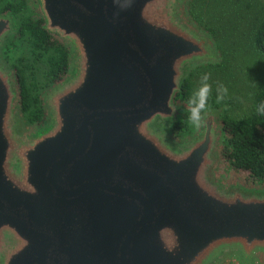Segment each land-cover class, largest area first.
Masks as SVG:
<instances>
[{
    "label": "water",
    "instance_id": "95a60500",
    "mask_svg": "<svg viewBox=\"0 0 264 264\" xmlns=\"http://www.w3.org/2000/svg\"><path fill=\"white\" fill-rule=\"evenodd\" d=\"M187 1L35 0L69 69L28 130L0 14V264H264V186L222 180L218 114L166 132L188 72L218 61Z\"/></svg>",
    "mask_w": 264,
    "mask_h": 264
},
{
    "label": "rangeland",
    "instance_id": "374dc122",
    "mask_svg": "<svg viewBox=\"0 0 264 264\" xmlns=\"http://www.w3.org/2000/svg\"><path fill=\"white\" fill-rule=\"evenodd\" d=\"M208 1L210 0H188L184 8L185 16L190 24L210 37L218 57L217 62L193 67L188 72L186 79L189 78L192 92L191 99H195L193 93L199 87L201 75L208 73L210 74L209 83L213 87V92L209 98V107L202 116L208 112H215L218 114L219 121L223 116L240 120L250 115L255 94L264 89V54L255 51L251 42L252 32L256 24L255 19L260 13L258 4L264 9V3L261 0H230L226 7L220 8L217 3L209 7ZM8 4L18 5L20 7L19 15H12L9 10H5ZM215 7L214 13L212 9ZM37 10L38 7L35 0H0V14L10 13L13 16L16 33L17 23L20 18L23 16L27 19L33 18ZM7 40L2 48L3 59L4 46ZM16 58L21 59L26 81L35 83L41 96L47 90V87L42 88L47 71L46 58L35 61L30 53L29 46L20 42H18V46L11 54L10 63H7L5 59L4 61L8 67L12 68L11 64L13 63L11 62H14L13 60ZM14 64H17V62ZM197 69L198 71H195ZM217 83H222L229 89L228 97L221 103L216 102L215 88ZM188 101L182 96L176 98L175 104L178 108L176 118L178 115L182 116L188 113ZM22 122L26 130L34 126L33 124H28L23 115ZM171 128L172 125L166 130L167 134L180 144L185 143L198 131V128L192 126L188 116L186 125L178 136L170 132ZM220 159V175L225 183L257 188V186L244 184V173L236 174L231 170L225 171L221 156ZM219 264L244 263L237 257L231 256L223 259ZM250 264L263 263L254 261Z\"/></svg>",
    "mask_w": 264,
    "mask_h": 264
},
{
    "label": "trees",
    "instance_id": "16d2710c",
    "mask_svg": "<svg viewBox=\"0 0 264 264\" xmlns=\"http://www.w3.org/2000/svg\"><path fill=\"white\" fill-rule=\"evenodd\" d=\"M229 1L210 0L208 6L217 3L220 8H224ZM258 6L260 13L255 19L256 24L252 32L251 42L255 51L264 54V9L260 4ZM215 9L216 7L212 9L214 13ZM5 10H9L12 15H19L20 7L16 4H8ZM43 24L38 10L33 18L27 19L24 16L20 18L17 23V33L7 40L3 55L5 61L10 63L11 54L18 46V42L26 43L35 61L46 58L47 71L44 85L41 87L48 88L59 83L67 75L69 55L68 50L43 29ZM13 61L11 66L16 73L19 106L23 118L28 124L40 126L45 121V112L38 93L39 88L35 83L26 81L21 59L16 58ZM15 62L17 64H14ZM179 96L185 97L187 100L192 97L189 78L184 80L181 92L176 98ZM262 101H264V89L255 94L250 115L240 120L223 116L220 120L223 126L220 156L224 170H231L236 174L244 173V184L257 187L264 186V116L255 113V106ZM187 116V113L177 116L176 122L172 124L170 129L173 135L178 136L184 128Z\"/></svg>",
    "mask_w": 264,
    "mask_h": 264
},
{
    "label": "clouds",
    "instance_id": "9594fccd",
    "mask_svg": "<svg viewBox=\"0 0 264 264\" xmlns=\"http://www.w3.org/2000/svg\"><path fill=\"white\" fill-rule=\"evenodd\" d=\"M119 4L122 11L130 8L134 0H113ZM210 74L204 73L200 77L199 87L193 93L195 99L188 101V120L193 127L199 128L202 124V114L209 107V98L213 92V87L209 83ZM216 102L221 103L226 100L229 94V89L222 83H217L215 88ZM255 113L259 116H264V101L255 106Z\"/></svg>",
    "mask_w": 264,
    "mask_h": 264
}]
</instances>
